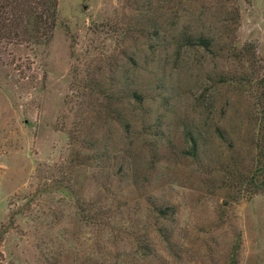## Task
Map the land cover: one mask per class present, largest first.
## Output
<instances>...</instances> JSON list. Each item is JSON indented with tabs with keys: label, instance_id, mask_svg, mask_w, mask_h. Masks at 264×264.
Listing matches in <instances>:
<instances>
[{
	"label": "rangeland",
	"instance_id": "374dc122",
	"mask_svg": "<svg viewBox=\"0 0 264 264\" xmlns=\"http://www.w3.org/2000/svg\"><path fill=\"white\" fill-rule=\"evenodd\" d=\"M37 3L0 0V264H264V0Z\"/></svg>",
	"mask_w": 264,
	"mask_h": 264
},
{
	"label": "trees",
	"instance_id": "16d2710c",
	"mask_svg": "<svg viewBox=\"0 0 264 264\" xmlns=\"http://www.w3.org/2000/svg\"><path fill=\"white\" fill-rule=\"evenodd\" d=\"M36 2L41 4V6H43V4H44L46 6V8H45L46 10H49L50 8H52V14H55L57 0H46L44 2H43V0H36ZM41 11H43V10H41ZM43 12L45 13V11H43ZM43 12L40 14L38 12L34 13L36 15V16H34L36 19V26H37V24L41 23L42 14H44ZM48 16H49V13H48ZM191 149H192V152L196 151L195 142L193 143Z\"/></svg>",
	"mask_w": 264,
	"mask_h": 264
}]
</instances>
